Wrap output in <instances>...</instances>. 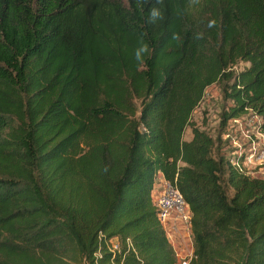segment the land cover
<instances>
[{
    "label": "trees",
    "instance_id": "trees-1",
    "mask_svg": "<svg viewBox=\"0 0 264 264\" xmlns=\"http://www.w3.org/2000/svg\"><path fill=\"white\" fill-rule=\"evenodd\" d=\"M154 3L0 0V264H174L157 174L190 213L189 264H264V178L190 122L220 85V125L249 112L264 138V0H163L149 24Z\"/></svg>",
    "mask_w": 264,
    "mask_h": 264
},
{
    "label": "rangeland",
    "instance_id": "rangeland-1",
    "mask_svg": "<svg viewBox=\"0 0 264 264\" xmlns=\"http://www.w3.org/2000/svg\"><path fill=\"white\" fill-rule=\"evenodd\" d=\"M243 66H245L243 63L238 62L234 68L239 70ZM226 106L227 103L222 97L221 86L212 84L204 89L200 101L190 114V122L214 139L211 155L215 158L220 156L230 162L246 156L250 152L251 146L258 143L259 119L246 112L235 119L228 120L223 127L220 125V113ZM189 138L190 128L185 127L182 139L188 140ZM248 175L263 178L264 166L255 167ZM221 184L229 197L231 189L225 185L223 180H221Z\"/></svg>",
    "mask_w": 264,
    "mask_h": 264
},
{
    "label": "built area",
    "instance_id": "built-area-1",
    "mask_svg": "<svg viewBox=\"0 0 264 264\" xmlns=\"http://www.w3.org/2000/svg\"><path fill=\"white\" fill-rule=\"evenodd\" d=\"M258 135V143L251 146L246 156L230 161L237 171L248 175L255 167L264 166V138L260 133ZM150 196L157 219L171 246L174 264H189L193 257L190 213L180 193L174 184L156 176ZM116 246V240L111 238L107 249L112 251Z\"/></svg>",
    "mask_w": 264,
    "mask_h": 264
},
{
    "label": "clouds",
    "instance_id": "clouds-1",
    "mask_svg": "<svg viewBox=\"0 0 264 264\" xmlns=\"http://www.w3.org/2000/svg\"><path fill=\"white\" fill-rule=\"evenodd\" d=\"M198 0H193V3H197ZM163 4V0H155L154 5L149 9V13L148 16L146 18V22L149 24H156L157 22L161 21L164 19V14L163 11L161 10V5ZM212 24L210 22L209 27H211ZM174 40L181 42L182 41V37L179 33H173V37ZM200 36L199 34L196 35L195 39H199ZM150 49H149V45L144 42L143 39L138 41V47L134 50V59L138 62V63H143L144 60V56L149 54Z\"/></svg>",
    "mask_w": 264,
    "mask_h": 264
},
{
    "label": "crops",
    "instance_id": "crops-1",
    "mask_svg": "<svg viewBox=\"0 0 264 264\" xmlns=\"http://www.w3.org/2000/svg\"><path fill=\"white\" fill-rule=\"evenodd\" d=\"M157 176H158L159 178H162V177H161V174H157Z\"/></svg>",
    "mask_w": 264,
    "mask_h": 264
}]
</instances>
